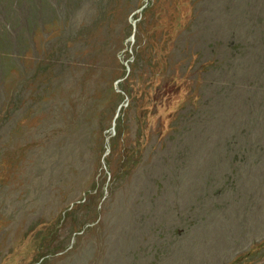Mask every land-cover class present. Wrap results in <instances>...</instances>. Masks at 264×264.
I'll return each instance as SVG.
<instances>
[{
	"label": "rangeland",
	"instance_id": "1",
	"mask_svg": "<svg viewBox=\"0 0 264 264\" xmlns=\"http://www.w3.org/2000/svg\"><path fill=\"white\" fill-rule=\"evenodd\" d=\"M0 264H264V0H0Z\"/></svg>",
	"mask_w": 264,
	"mask_h": 264
}]
</instances>
